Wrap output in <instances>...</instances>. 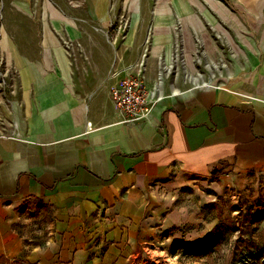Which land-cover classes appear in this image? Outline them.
<instances>
[{
    "label": "crops",
    "instance_id": "crops-1",
    "mask_svg": "<svg viewBox=\"0 0 264 264\" xmlns=\"http://www.w3.org/2000/svg\"><path fill=\"white\" fill-rule=\"evenodd\" d=\"M97 1H83L89 18ZM231 1L235 12L207 3L212 17L235 30L243 13L258 50L245 39L242 54L222 28L245 68L233 58L232 73L196 86L168 72L175 20L193 18L177 11L178 0H123L132 9L116 45L89 36L68 48L41 23L29 55L6 42L2 26L12 75L0 91V264H154L170 260L182 241L206 242L197 218L221 192L219 182L264 171V0ZM147 35L145 84L160 98L150 119L129 122L109 91L136 71ZM203 35L208 57L225 61ZM6 171L19 176L9 183Z\"/></svg>",
    "mask_w": 264,
    "mask_h": 264
},
{
    "label": "rangeland",
    "instance_id": "rangeland-1",
    "mask_svg": "<svg viewBox=\"0 0 264 264\" xmlns=\"http://www.w3.org/2000/svg\"><path fill=\"white\" fill-rule=\"evenodd\" d=\"M83 1L0 0V47L4 36L2 26H5V30L10 34L4 36L6 42L19 43L26 53L34 55L36 45L40 42L38 30L41 28V23H47L59 42L68 48L73 44L84 43L89 36L92 39L90 42L94 43L105 42L116 45L124 41L131 4L123 6L121 4L123 0H98V14L94 18H89L87 8L83 7ZM178 1L181 3H177V11L182 15H185L184 12H189L193 18L188 22L184 17L175 20L173 30L176 41L174 51L168 58L169 76L178 80V84L182 86H196L208 78L218 80L220 74L232 73L233 58L241 64V69L245 68V57H234L233 47L225 40L222 28L231 34L234 43L244 54V49L248 51L245 39L249 40L253 47L258 48V39L254 37L256 27L252 26L251 20L244 19L242 13L240 21H237L241 22L240 25L232 30L230 27L232 21L220 25L217 18L212 17L215 16L216 8L212 10L207 4L222 2L230 12H235L231 0ZM185 1H192V4ZM170 8L173 9L171 5ZM193 20L197 25L195 29L189 24L190 22L192 24ZM16 24L18 29H15ZM205 32L221 48L225 61L218 56L213 62L203 51L207 48V45L204 47L203 44ZM152 40V36H146L145 49L139 53L133 65L143 66L145 70ZM183 48L188 54L183 52ZM47 57L50 60V57ZM0 70L8 81L7 78L12 73L1 48ZM6 84L8 86V82ZM6 88L8 89L5 87L3 90L0 85L2 93L7 92ZM219 185L221 192L214 196L212 202L204 206L197 218L198 220L202 218L204 222L206 249L203 250L196 245L197 243L189 247L182 245L169 253L170 260L165 259L159 264L165 262L166 264H264V171L253 170L236 175L230 180L220 181ZM200 223L197 222L196 226Z\"/></svg>",
    "mask_w": 264,
    "mask_h": 264
},
{
    "label": "built area",
    "instance_id": "built-area-1",
    "mask_svg": "<svg viewBox=\"0 0 264 264\" xmlns=\"http://www.w3.org/2000/svg\"><path fill=\"white\" fill-rule=\"evenodd\" d=\"M6 83L5 75L0 70V85L3 90L8 87ZM109 96L114 109L129 122L150 119L153 107L160 98H154L153 91L147 88L143 66H138L135 72L119 78L110 87Z\"/></svg>",
    "mask_w": 264,
    "mask_h": 264
},
{
    "label": "clouds",
    "instance_id": "clouds-1",
    "mask_svg": "<svg viewBox=\"0 0 264 264\" xmlns=\"http://www.w3.org/2000/svg\"><path fill=\"white\" fill-rule=\"evenodd\" d=\"M19 174L11 171H6L4 173L3 179L7 182L12 183L18 178Z\"/></svg>",
    "mask_w": 264,
    "mask_h": 264
},
{
    "label": "trees",
    "instance_id": "trees-1",
    "mask_svg": "<svg viewBox=\"0 0 264 264\" xmlns=\"http://www.w3.org/2000/svg\"><path fill=\"white\" fill-rule=\"evenodd\" d=\"M181 244H182V245H185V246H187V247L193 245V243H190V242H184V241L180 242V245H181ZM198 245H199L203 250L206 249V242H205V240L199 242ZM178 246H179V245H175L173 249L177 248ZM198 253H199V251H197V254H198Z\"/></svg>",
    "mask_w": 264,
    "mask_h": 264
}]
</instances>
